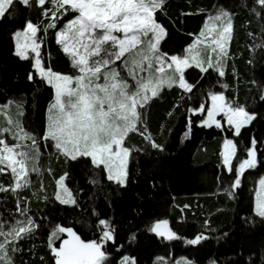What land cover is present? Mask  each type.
<instances>
[{"label":"trees","instance_id":"obj_1","mask_svg":"<svg viewBox=\"0 0 264 264\" xmlns=\"http://www.w3.org/2000/svg\"><path fill=\"white\" fill-rule=\"evenodd\" d=\"M221 6L233 13L234 28L225 76L220 77L212 69L208 73L195 67L188 69L187 80L196 84L193 92L175 86L165 88L142 110L147 126L145 135L163 145L164 151L153 149L144 136L131 134L126 143L135 151L127 187L108 181L85 160L66 163L54 148L41 142V174L32 175L28 188L0 192V220L12 223L14 219H23L17 214L19 203L40 225L35 235L19 242L21 251L12 253L14 264H54L47 247L52 228L57 224L73 226L83 239H95L98 218L111 220L116 229V244L106 246L110 253L107 264H119L121 254L135 257L137 264H153L158 258H185L192 264H264V220L253 211L255 186L264 175V100L259 98L264 85V48L257 47L264 43V9L255 0H166L164 10L156 14L168 31L160 49L169 56L182 55L201 31L207 16ZM73 15H64L55 22V29L47 31V21L37 6H18L13 15L0 21V105L9 100L22 101L20 121L26 130L37 135L45 128V114L53 92L35 74L31 58L22 60L15 55L13 36L27 21L39 25L42 64L62 74H74L54 37ZM29 73L34 75L32 81L28 79ZM225 84L227 88L222 86ZM209 91L223 93L256 115L250 125L242 128L239 137L222 122L224 130L203 127L200 122L204 115H193L192 110L200 104L207 108ZM189 120L191 131L185 137ZM253 137L257 140V166L246 169L240 186L233 192L235 175L222 164V141H238V159L233 160L238 167L247 158L244 149ZM65 173V184L77 199L75 206L53 198L56 180ZM94 173L99 184L90 182ZM0 184L10 186L11 174H0ZM164 219L180 239L164 241L148 231ZM201 233L208 239L198 245L187 243ZM120 245L123 247L118 253L115 249Z\"/></svg>","mask_w":264,"mask_h":264},{"label":"snow or ice","instance_id":"obj_2","mask_svg":"<svg viewBox=\"0 0 264 264\" xmlns=\"http://www.w3.org/2000/svg\"><path fill=\"white\" fill-rule=\"evenodd\" d=\"M255 3L264 9V0H255ZM165 4L166 0H0V21L13 15L18 6L40 7L42 14L52 21L47 28L52 29L57 27L55 21L74 14L56 32V42L70 57L75 70L74 74H62L42 64L41 44L37 38L39 25L27 21L22 30L14 33L15 55L22 60L34 59L35 74L54 90V95L40 135L26 130L20 120L13 119L7 112L13 104L21 109L22 101L9 100L0 106V116H7V127L0 128V174L10 173L12 177L10 186L0 184V192L28 188L32 175L41 174V142L54 148L66 163L85 160L121 188L128 186L129 165L135 151L126 143L131 134L144 136L153 149L164 151L163 145L153 141L151 135H145L147 126L142 110L165 88L175 86L184 92H193L196 84L187 80L188 69L195 67L201 73L212 69L224 77L234 32L233 13L218 7L214 14L207 16L184 55L169 56L160 49L168 31L156 18ZM257 47L264 48V43ZM30 53L34 56L30 57ZM28 79H34L33 73H29ZM222 86L227 88L226 84ZM208 97L210 107L200 104L192 110L193 115L199 113L206 117L201 126L224 130L221 121L216 119L222 115L227 125L234 129L233 135L239 137L242 128L256 119L254 113L223 93L209 91ZM259 98L264 100V85H261ZM17 116H23V112L18 111ZM186 128L185 137L191 131V120ZM5 133L13 142L4 138ZM237 151L238 141H223V165L235 175L231 185L233 192L240 186V177L246 169L257 166V140L251 139L250 146L244 149L247 158L235 167L233 160L238 159ZM66 178L67 173L56 180L55 199L61 204L75 206L77 199L65 184ZM90 182L99 184L95 173ZM17 214L24 218L14 219L12 223L0 220V264H14L12 253L21 251L19 242L35 235L40 227L28 216V209L21 208L19 203ZM254 215L264 220V179L259 181L254 193ZM95 228L97 238L85 240L73 226L55 225L47 239L54 264H107L110 253L106 246L116 244V229L111 220L104 218L97 219ZM148 231L169 241L181 238L169 228L166 219L155 222ZM135 239L133 234L131 240ZM206 239L208 237L201 233L187 243L198 245ZM122 247L120 245L115 251L119 253ZM119 264H137V261L135 257L121 254Z\"/></svg>","mask_w":264,"mask_h":264},{"label":"rangeland","instance_id":"obj_3","mask_svg":"<svg viewBox=\"0 0 264 264\" xmlns=\"http://www.w3.org/2000/svg\"><path fill=\"white\" fill-rule=\"evenodd\" d=\"M49 5H47V7H48ZM44 16V15H43ZM44 18H45V21H47L46 22V24L44 25V31H47L48 29H50V28H47V25L49 24V23H51L52 21H50V19L49 18H47V17H45L44 16ZM56 22V21H55ZM67 23V22H66ZM65 23V24H66ZM64 24V25H65ZM63 25V26H64ZM63 26H62V28H63ZM61 28V29H62ZM61 29H59V30H61ZM58 30V31H59ZM55 41H56V33H55ZM38 40H39V38H38ZM13 41H14V43L16 44V41H15V39H14V36H13ZM39 42H40V40H39ZM57 43V42H56ZM41 44V43H40ZM60 46V49H61V51H62V47H61V45H59ZM15 50H16V47H15ZM63 52V51H62ZM64 53V52H63ZM65 54V53H64ZM66 55V54H65ZM182 55H184V53L182 54ZM31 56H34V53H30V57ZM66 57H67V59L69 60V62H70V57L68 56V55H66ZM33 64H34V59H32V66H33ZM70 65H71V63H70ZM34 69V68H33ZM37 75V74H36ZM37 77H39L38 75H37ZM52 92H53V95H54V90L52 89ZM52 99H53V97H52ZM6 104V103H5ZM4 105V104H3ZM0 106H2V105H0ZM49 106V105H48ZM211 106V100L209 99L208 100V106L207 107H210ZM47 109H48V107H47ZM18 111H22V109H17V107L15 106V104H13L12 106H10L9 108H8V110H7V112L8 113H10L11 114V116H12V118L13 119H18V120H20V117L21 116H17V112ZM46 113H47V110H46ZM206 117L204 116L203 117V119L201 120V122L205 119ZM6 119H7V116L6 115H2V116H0V128H3V127H7V123H6ZM216 119H218V120H220L222 123H224L226 126H228L227 125V123H226V121H225V119H224V117L222 116V115H220V116H217L216 117ZM201 122H200V125H201ZM45 124H46V114H45ZM203 127H205V126H203ZM213 127H215V126H213ZM233 131H234V129H232ZM4 138L5 139H7L9 142H13L12 141V138H11V136L10 135H8L7 133H5L4 134ZM224 141V140H223ZM223 141H222V147H221V152H222V150H223ZM221 160H222V156H221ZM222 164H223V162H222ZM224 166V165H223ZM224 168H225V166H224ZM226 169V168H225ZM261 179H264V175H262L259 179H258V181H257V183H256V186H255V191L257 190V188L259 187V181L261 180ZM56 192H57V185H55V189H54V196H53V198L55 199V195H56ZM255 193V192H254ZM56 200V199H55ZM57 201V200H56ZM57 202H59V201H57ZM60 203V202H59ZM253 211H254V208H253ZM184 261H187L185 258H175V259H173V260H171V261H168L167 259H164V258H158V259H156L155 261H154V263L153 264H183V262ZM188 262V264H192V263H190L189 261H187ZM210 264H213V263H210Z\"/></svg>","mask_w":264,"mask_h":264},{"label":"water","instance_id":"obj_4","mask_svg":"<svg viewBox=\"0 0 264 264\" xmlns=\"http://www.w3.org/2000/svg\"><path fill=\"white\" fill-rule=\"evenodd\" d=\"M169 228H170V226H169ZM171 229V228H170ZM153 235H155L154 233H153ZM157 238H159V239H161V240H164V241H169V240H167V239H164V238H162V237H158L157 235H155Z\"/></svg>","mask_w":264,"mask_h":264},{"label":"crops","instance_id":"obj_5","mask_svg":"<svg viewBox=\"0 0 264 264\" xmlns=\"http://www.w3.org/2000/svg\"><path fill=\"white\" fill-rule=\"evenodd\" d=\"M194 40H195V38H194ZM194 40L192 41V43L194 42ZM192 43H191V44H192ZM14 47H16V44H15V43H14ZM221 147H222V145H221Z\"/></svg>","mask_w":264,"mask_h":264}]
</instances>
